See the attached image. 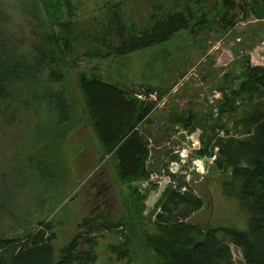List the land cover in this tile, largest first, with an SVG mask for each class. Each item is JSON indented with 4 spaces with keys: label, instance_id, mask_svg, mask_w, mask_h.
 Wrapping results in <instances>:
<instances>
[{
    "label": "rangeland",
    "instance_id": "1",
    "mask_svg": "<svg viewBox=\"0 0 264 264\" xmlns=\"http://www.w3.org/2000/svg\"><path fill=\"white\" fill-rule=\"evenodd\" d=\"M2 1L13 17V37L23 39L21 51L26 54L34 52L45 31L59 33L38 0ZM238 1L239 9L228 14L234 24L227 29L219 20L221 0H71L70 12L63 16L69 26L70 49L63 58L56 56L57 66L53 64L63 79L57 84L44 74L39 88L63 89L73 108L72 119L58 122L55 112L37 108L32 97H27L30 105L25 106L26 92L18 96L20 103L12 104L16 117L10 109L1 112L5 105L0 107V237H22L48 223L55 234L58 259L59 250L82 230L80 222L95 215L97 223L107 218L117 226L92 234L95 264H163L146 237L157 230L155 205L169 189L166 176L171 172L178 184L189 181L203 202L187 223L202 230L246 229L249 212L237 197L224 193L228 174L216 170L213 156L196 152L204 146L217 152L220 139L242 133L244 120L258 103L245 96L221 111L225 94L230 96L231 89L239 88L246 61L264 65V17L251 9L254 1L264 5V0ZM157 4L167 12L193 8V22L202 17L211 27L196 24L133 55L114 52L121 40L117 24L127 34L139 32L149 25ZM83 71L134 92L149 91L146 86L150 85L142 83L147 82L160 83L167 93L187 76L167 106L153 111L141 126L152 134L146 165L151 181L134 184L135 194L119 182L110 156L103 157V148L85 119L77 82ZM187 114L195 115L192 129L177 121ZM196 135L200 147L193 150ZM180 153L186 156L184 162ZM138 195H146L142 214L134 204ZM219 236L226 235L219 231ZM124 240L128 241L126 256L116 250ZM232 251L236 263L244 264L241 250L232 245Z\"/></svg>",
    "mask_w": 264,
    "mask_h": 264
},
{
    "label": "trees",
    "instance_id": "2",
    "mask_svg": "<svg viewBox=\"0 0 264 264\" xmlns=\"http://www.w3.org/2000/svg\"><path fill=\"white\" fill-rule=\"evenodd\" d=\"M38 1L50 18L49 24L60 29L59 33L56 30L45 31L41 42L34 44V52L26 54L21 51L23 39L13 37V17L0 0V107L6 106L1 112L12 111L13 102L20 103L18 96L26 92L23 98L25 106L30 105L27 97H32L33 103L39 104L37 108L45 106L48 112H55L58 122L70 121L74 112L63 89L47 87L42 90L39 86L40 77L44 74L57 84L63 79V73L53 64L57 66V57L63 58L70 49L69 26L63 21V16L70 12L71 0ZM237 9L238 0H221L219 20L225 22L227 29L234 24L228 14ZM251 9L259 18L264 17L261 2L254 1ZM193 16V8L167 12L157 4L149 25L139 32L127 34L124 27L117 24L116 32L121 40L113 51L127 56L139 49L166 42L177 32L192 29L196 24L199 28L211 27L212 23H204L206 19L202 17L193 22ZM246 62L239 88L231 89L230 96L225 94V104L221 105V111H224L235 104V99L248 96L249 101L257 100L244 120L246 128L238 135L220 139L217 152L205 146L196 152L213 156L216 170L228 174L223 183L224 193L237 197L249 212L247 227L244 230H202L187 223L186 220L201 208L203 202L189 182L183 180L177 188L170 186L162 192L155 205L157 230L146 237L147 245L163 264H238L233 257L232 245L241 250L244 264H264V65ZM77 82L84 101L85 119L103 148V157L110 156L119 182L135 194L138 187L134 184L150 179L146 165L152 134L144 132L141 126L151 119L153 105L135 99L134 88L109 82L95 73L80 72ZM146 87L159 92V96L164 94L159 87ZM11 113L14 115V111ZM194 118L195 115L187 114L177 117V121L192 129ZM145 198L146 195H138L134 203L141 214ZM97 217H85L80 222L82 230L59 250L58 259L53 244L55 234L48 223H41V228L22 237L1 236L0 264H95L96 239L92 234L100 229L117 227L107 218H104L105 222L97 223ZM219 231L226 236L220 237ZM127 242L124 240L116 248L125 256L128 254Z\"/></svg>",
    "mask_w": 264,
    "mask_h": 264
},
{
    "label": "built area",
    "instance_id": "3",
    "mask_svg": "<svg viewBox=\"0 0 264 264\" xmlns=\"http://www.w3.org/2000/svg\"><path fill=\"white\" fill-rule=\"evenodd\" d=\"M186 80H187V76L183 77L179 82H177L176 84H174V86L172 87V89L170 91H168L167 93H164L162 96H159V92H157L156 90H154V91H150V90L149 91H145L143 89H139V90H136L134 92L133 97L135 99L141 101V102L151 103L153 105V107H152L153 111H156V110H159V109H163L169 103L170 96L171 95L172 96L175 95V93H177V91L179 90V88L183 85V83ZM191 140H192V138H191ZM191 145H192V149L193 150L198 149L200 147L199 141H193ZM180 154H181V158H182L181 161L184 162L186 156L183 153H180ZM213 161H214V159H213ZM213 161H212V163H213ZM171 167H170V170H169L170 172H171ZM173 174H175V173L174 172H171L170 175H167L166 176V181L168 183V187L171 186L173 188H177L178 183L175 182V181H173L172 178H171ZM150 181L151 180L146 181V182L149 183ZM185 189L186 188H182V190H185ZM194 193H195V190H194Z\"/></svg>",
    "mask_w": 264,
    "mask_h": 264
},
{
    "label": "crops",
    "instance_id": "4",
    "mask_svg": "<svg viewBox=\"0 0 264 264\" xmlns=\"http://www.w3.org/2000/svg\"><path fill=\"white\" fill-rule=\"evenodd\" d=\"M134 52H136V51H134ZM131 55H133V52L132 53H130ZM129 55V54H128ZM129 81V84H132V83H134L133 82V80H128ZM144 85H150V86H156V87H161V84L159 83V84H153V83H147V82H142ZM168 89V88H167ZM163 90V89H162ZM164 91V90H163ZM197 137L194 139V141H197L198 139H199V136L198 135H196Z\"/></svg>",
    "mask_w": 264,
    "mask_h": 264
}]
</instances>
